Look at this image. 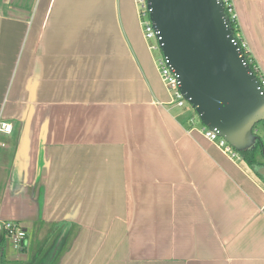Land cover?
Instances as JSON below:
<instances>
[{"label":"crops","instance_id":"crops-1","mask_svg":"<svg viewBox=\"0 0 264 264\" xmlns=\"http://www.w3.org/2000/svg\"><path fill=\"white\" fill-rule=\"evenodd\" d=\"M133 1L0 0V260L264 264V181L171 103ZM233 6L264 77V0Z\"/></svg>","mask_w":264,"mask_h":264},{"label":"water","instance_id":"water-1","mask_svg":"<svg viewBox=\"0 0 264 264\" xmlns=\"http://www.w3.org/2000/svg\"><path fill=\"white\" fill-rule=\"evenodd\" d=\"M162 53L201 123L239 153L255 147L264 122V90L245 62L219 0H151ZM264 152V150H263ZM257 171L264 175V167Z\"/></svg>","mask_w":264,"mask_h":264},{"label":"built area","instance_id":"built-area-1","mask_svg":"<svg viewBox=\"0 0 264 264\" xmlns=\"http://www.w3.org/2000/svg\"><path fill=\"white\" fill-rule=\"evenodd\" d=\"M136 4L140 7L139 17L141 19V25L143 28L144 38L149 44V49L151 51H160L162 44V36L160 32L154 27L151 21V0H135ZM225 6V11L227 9L228 15L226 13V17L228 18L229 23L231 21L237 20V15L233 6V0H219ZM152 40H155L156 43H151ZM233 42L238 46L239 51L242 56L249 54V49L247 42L243 39L241 34L239 33L236 37H234ZM246 62V59H245ZM247 64V62H246ZM158 70L160 72L161 78L167 87L168 91L172 96V104L179 108H185L189 106L193 112L196 113L193 106L185 99L182 94L181 88V80L180 75L176 72V70L170 65L169 60L162 53V56L159 58L157 62ZM264 80V77H262ZM264 83V81H263ZM263 88V86H261ZM264 90V88H263ZM204 136L210 141L216 143L218 147L229 157L235 160H240L241 154L224 138L220 136V133L217 129L210 130L207 127L203 126L201 130ZM0 133L6 134L7 136H11L13 133V125L7 121H4L0 116ZM3 147L6 146L5 143L2 144ZM1 228L5 232L7 238L13 244V246L20 250L23 248V245L26 241L27 232L25 228L17 222L14 221H3L1 222Z\"/></svg>","mask_w":264,"mask_h":264},{"label":"trees","instance_id":"trees-1","mask_svg":"<svg viewBox=\"0 0 264 264\" xmlns=\"http://www.w3.org/2000/svg\"><path fill=\"white\" fill-rule=\"evenodd\" d=\"M226 13L228 15V12H227V9H226ZM230 25L232 27V30H233V34H234V37H236L240 32H241V29H240V25L238 23V20H235V21H231L230 22ZM245 59H246V62L247 64L249 65V67L252 69V71L254 72V74L257 76L261 86H263L264 88V83H263V76L261 75V71L256 63V61L250 56V54H247L245 55ZM261 125H264V122L260 123ZM259 124V125H260ZM189 127H193V124L191 122V119H189L188 121V124H187ZM259 125L256 127V129H258ZM259 136V139L257 140L256 144H255V147L248 150V151H245L243 153H240L241 154V158L243 159L244 163L247 165V167L249 168V170H252L255 172L256 175L260 176L263 181H264V175L260 174L257 169L260 168V167H264V162H262L261 160L258 159L257 155L259 153H262L264 154L263 150H264V140L262 138V136L260 135V133L257 134ZM42 194L41 196H39L38 198V203H39V206L40 208H42L43 206V202H44V193H43V190H41ZM58 227L60 226H57L56 229H53L49 232V234H47L48 236L46 237V240H48V238L52 237V236H55V242H54V248H56L57 252L56 253H59L58 251H60V248L63 246L62 243L66 242L67 240V234L69 232L68 228H64V229H58ZM64 237L62 243H61V246H60V242L59 240H61V238ZM27 238V237H26ZM27 240V239H26ZM41 243V242H39ZM46 244V241L44 242V244H38V249L37 251H35V255H39L40 253V250H42V245H45ZM25 243L23 245V250H25ZM33 252H34V249H33ZM43 252V250H42ZM41 252V254H42ZM2 248L0 250V254L1 256H3L2 254ZM1 259V258H0ZM51 259L50 257V254L48 253L45 258L42 259V263L45 262V264H51V261L53 260H49ZM2 260H0V264H4L3 262H1ZM39 264V263H37Z\"/></svg>","mask_w":264,"mask_h":264},{"label":"rangeland","instance_id":"rangeland-1","mask_svg":"<svg viewBox=\"0 0 264 264\" xmlns=\"http://www.w3.org/2000/svg\"><path fill=\"white\" fill-rule=\"evenodd\" d=\"M133 7H134V14H137L139 15V11H140V7L135 3V1H133ZM139 22V24L141 25V19L140 17H138V20H137V23ZM142 27V25L140 26ZM143 29V28H142ZM151 43H156L155 40H152ZM151 54H152V57H153V60L155 61V64H157L159 58L162 56V53L160 51H151ZM175 106V105H174ZM176 107V106H175ZM177 109L183 111V112H186V113H192V115H194L195 117V121L198 125H202L203 124L201 123V121L199 120V117L197 116V114L195 112H193L192 109H190L189 106H186L185 108H179V107H176ZM188 111V112H187ZM260 133V135L262 136L263 140H264V125H259L258 129H257V134ZM11 141L8 142V148L7 150L9 149L10 145H11ZM257 157L259 159H261L262 157H264V154L262 153H259L257 155Z\"/></svg>","mask_w":264,"mask_h":264}]
</instances>
